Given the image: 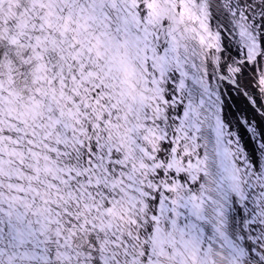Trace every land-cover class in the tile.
Returning <instances> with one entry per match:
<instances>
[{"label": "snow or ice", "instance_id": "1", "mask_svg": "<svg viewBox=\"0 0 264 264\" xmlns=\"http://www.w3.org/2000/svg\"><path fill=\"white\" fill-rule=\"evenodd\" d=\"M0 264H264V0H0Z\"/></svg>", "mask_w": 264, "mask_h": 264}]
</instances>
